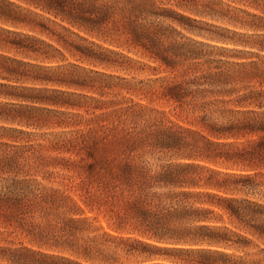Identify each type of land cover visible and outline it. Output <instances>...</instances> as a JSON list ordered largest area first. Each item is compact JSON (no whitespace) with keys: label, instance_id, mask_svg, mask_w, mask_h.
<instances>
[{"label":"trees","instance_id":"1","mask_svg":"<svg viewBox=\"0 0 264 264\" xmlns=\"http://www.w3.org/2000/svg\"><path fill=\"white\" fill-rule=\"evenodd\" d=\"M239 1L260 14L220 0H0V140L62 129L47 144L0 142V226L36 245L0 247V261L264 264V0ZM78 62L177 74L48 75ZM122 92L192 121L163 126ZM147 154L173 161L152 170Z\"/></svg>","mask_w":264,"mask_h":264},{"label":"rangeland","instance_id":"2","mask_svg":"<svg viewBox=\"0 0 264 264\" xmlns=\"http://www.w3.org/2000/svg\"><path fill=\"white\" fill-rule=\"evenodd\" d=\"M208 0H199V2L207 3ZM224 4L229 5L231 7L239 8L242 10H246L249 12H253L256 14H260V11H254L253 9L247 7L243 2H240L239 0H220ZM219 9V7H216ZM223 11H225V7H222ZM195 17V16H194ZM203 21L208 22L209 24L233 29V26L229 25L226 22L211 20L210 18H199ZM238 30V29H237ZM197 40H201L210 44H215L214 42H210L207 39L204 38H198L193 37ZM20 58V57H18ZM135 58V57H134ZM137 61H140L141 63H147L145 59H136ZM67 62H75V60L69 56H67ZM66 64V63H64ZM79 67H62L60 70H52L48 72V75L54 76V77H61V78H70V77H85L89 75V72L92 71H98V72H105L112 75L120 76L127 78L131 83L137 82V81H144L147 80H153L156 78L161 77H168L172 78L173 76H176L177 73H169L166 71L163 67H156V65L150 64L152 67H144L140 64L132 63L131 67H93L91 65H87L86 63H77ZM149 64V63H148ZM52 65H55L53 63ZM51 86V85H49ZM56 88H60L62 90L68 89L66 86H53ZM122 95L128 98H131L134 102L141 103L142 105L147 106V108L152 109L154 111L148 112L147 111V119L150 118L151 121L153 120H162L163 126H171L169 122H172L173 124H177L180 126H189V122L192 121V119L189 117L186 119L184 114L179 113L178 111H172V105L166 103L164 100H153L150 102L148 98H144L143 96L137 95V94H126L125 92H122ZM157 112H164L165 115L161 116L156 113ZM19 129L26 131L28 133L34 134L30 139L28 140H19V137L15 140H10L7 138L1 139L0 142L7 143L9 145H16L20 146L23 144L28 145H36L38 143L41 144H47V141L51 139L50 134L60 132L62 129L59 128H42V129H36V128H25V127H18ZM68 129H66L67 131ZM0 134L2 132L0 131ZM44 135V136H43ZM13 136H18L17 134H13ZM28 141V142H26ZM37 150V149H36ZM44 155H50V156H56L57 152L52 151H41ZM169 154H156V155H144L142 160L146 162L147 166L150 167L152 170H157L160 166L168 163L171 159L169 158ZM173 161V160H171ZM20 164H23L22 160H19ZM31 178L36 179L38 182L42 183V185L47 187H57L61 186L59 184V180H43L42 177H40L39 174H36L35 176H31ZM71 196H73L76 200H78L76 196V191L71 192ZM256 200L264 201V199H261L260 197H254ZM80 203V202H79ZM81 205V208L84 211V216L90 218V222L92 224L93 228L100 227L102 230L109 231L108 227L111 226V223L108 221V218L104 215L103 212H98L96 209L90 210L89 208L85 207L84 205ZM0 232H4L0 235V247H18L20 244H23V246L33 247L36 248V245L30 244V240L27 236L23 234V232L19 229H5L3 226H0ZM92 235L90 233L82 234V236H88ZM112 248V247H111ZM123 261H125L124 258H122ZM0 264H7L3 261H0Z\"/></svg>","mask_w":264,"mask_h":264}]
</instances>
